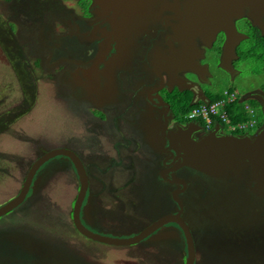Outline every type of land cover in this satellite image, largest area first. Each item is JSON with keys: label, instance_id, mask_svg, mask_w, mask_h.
<instances>
[{"label": "flooded vegetation", "instance_id": "flooded-vegetation-1", "mask_svg": "<svg viewBox=\"0 0 264 264\" xmlns=\"http://www.w3.org/2000/svg\"><path fill=\"white\" fill-rule=\"evenodd\" d=\"M40 1L42 9L46 5V14L57 17L60 22V47L64 48V59L70 70L66 71L63 85L73 91L72 100L82 103V111L90 116L85 124L80 121V125L88 129L93 146L80 141V136L71 135L73 138L54 148L39 146L35 158L15 171H10L5 164L7 160L0 157V163H4L0 166V179L8 181L6 186L11 183V190H15L0 207L19 195L30 167L39 157L62 149L78 157L87 175V190L79 212L83 227L96 234L118 238L133 237L148 228L153 231L130 245H109L82 235L72 219L80 182L66 155L47 159L35 171L21 203L0 219L13 214L18 215L17 220L25 221L30 216L29 209L43 210L50 200L48 181L70 167L76 179L69 212L70 228L92 241L93 249L96 246L102 251L138 247L144 257L157 259L141 264H186L187 228L193 241L192 264H264V196L251 190L253 184L247 185L248 177L245 181L232 175L215 177L184 164L182 153L171 141L178 127L188 131L191 124L198 126L200 129L190 132L194 140L212 130L207 129L201 119L187 120L182 111L187 103L194 106L219 95L221 87L215 88L217 81L239 90L245 87L246 93L242 95L245 99L248 97L247 100L257 94L264 95L262 74L252 77L254 82L243 83L242 72L252 61L245 58L244 53L254 47L253 38L258 32L264 36L246 16L248 9L242 18L234 19L237 31L248 38L236 45L229 58V71L221 67L226 41L223 32L216 33L212 40L195 39L190 58L201 66V78L175 64L186 48L177 30L186 18L184 12H165L144 26L117 30L115 23L119 17L93 0ZM246 41L249 45L245 47ZM178 80H181L182 90L176 84ZM65 103L70 108L68 102ZM89 159L93 161L91 167H95L96 174L89 168ZM56 164L59 166L54 174L48 175L50 166ZM93 177L96 184H92ZM13 215L5 221L12 223L8 224L10 237L15 229L40 237L37 224L31 220L26 225L14 226L17 221L12 219ZM162 219L165 221L161 225L151 228ZM1 220L0 223L4 222ZM4 235L0 231V246H5L9 240L3 239ZM24 237L15 238L16 242ZM171 240V245L161 243ZM149 244L154 250H148L153 252L149 253L152 256L141 249ZM25 246L30 250L36 247L29 243ZM227 251L231 257L224 254H228ZM31 260L40 262L35 258Z\"/></svg>", "mask_w": 264, "mask_h": 264}, {"label": "rangeland", "instance_id": "rangeland-1", "mask_svg": "<svg viewBox=\"0 0 264 264\" xmlns=\"http://www.w3.org/2000/svg\"><path fill=\"white\" fill-rule=\"evenodd\" d=\"M40 2L42 1H0V157L7 160L5 164H8L6 166L10 171L19 170L29 160H33L39 146L54 148L73 138L71 135L80 136V141L93 146L90 134L87 135L88 129H82L80 125V121L85 124L90 116L82 111V103L77 104L72 100L73 91L63 85L67 78L66 71L70 70L64 59V48L60 47V22L57 17H49L44 9L46 5L42 9ZM54 5L59 7L58 3ZM248 45L249 41H246L245 47ZM251 60L242 72L245 84L254 82L256 74H262L264 80V73L257 71L262 68L264 59ZM217 87H221L218 90L221 97L224 90L231 92L235 86L229 87L217 81L215 88ZM244 88H240V91L238 88L240 95L246 93ZM211 92L207 94L210 96ZM217 96L214 95L211 99ZM65 102H68L70 108ZM259 109V120L264 121L261 108ZM255 132L256 129L249 133ZM86 154L89 156L88 151ZM87 162L90 170L96 174L95 167H91L93 161L89 159ZM3 165L4 163H0V166ZM58 166L51 165L48 175L54 174ZM5 182L8 183L0 179V204L15 194V190H11V183L6 186ZM48 183L50 200L43 210L38 211V207L29 209L27 214L30 216L25 221H20L21 218L17 220L18 215L13 214L0 219L4 221L0 223V231L5 233L3 239H9L5 246H0V264H37L31 260L33 258L40 261L38 264H141L157 260L144 257L138 247L104 248L102 251V248L96 246L93 249L92 241L85 240L70 228V204L76 185L72 168L65 167V170L54 174ZM93 183H97L94 177ZM36 204L38 203L34 205ZM12 215V219L17 221L14 226L26 225L32 220L38 226L36 231L40 233V237L29 233L26 235L20 229H15L13 237H10L8 224L12 223L5 221ZM20 236L25 237L16 242L15 238ZM10 238L15 239L11 240L16 244ZM171 242L172 240L161 243L167 246ZM26 243L36 247L30 250L25 246ZM141 249L149 256L154 252L151 244ZM149 249L153 252H149ZM227 253L224 254L229 256L228 251Z\"/></svg>", "mask_w": 264, "mask_h": 264}, {"label": "water", "instance_id": "water-1", "mask_svg": "<svg viewBox=\"0 0 264 264\" xmlns=\"http://www.w3.org/2000/svg\"><path fill=\"white\" fill-rule=\"evenodd\" d=\"M96 4L112 10L119 21L116 22L117 30L121 28H134L144 26L150 19H155L165 12H184V22L177 26L178 34L184 39L185 49L178 58V66L188 69L191 73L202 78V69L198 63L193 62L196 38L212 40L216 33L223 32L226 36L224 55L221 67L230 70L228 63L234 53V49L240 41L248 38L247 35L237 31L234 19H240L245 15L252 21L253 26L258 27L264 34V0H93ZM182 10V11H181ZM159 18V17H158ZM157 18V19H158ZM179 39L181 40V38ZM207 40V41H208ZM205 70V67H202ZM179 90L183 85L181 80L176 82ZM193 89V88H190ZM258 100L264 116V95H254ZM200 129L195 124L189 126L188 131L178 127L171 141L178 152H181L183 163L191 167L215 176L227 177L232 175L238 180L245 181L247 185L253 184L251 190L264 196V121L262 126L252 135H227L220 133V127L215 128L198 140L191 138L190 132ZM187 133V135H186ZM57 155H66L72 161L80 182V190L73 206L72 219L78 231L87 238L109 244L130 245L145 239L153 229L141 232L139 235L129 238L109 237L93 233L83 227L80 221V207L87 190V175L83 164L78 157L70 151L54 149L39 157L30 167L24 186L19 195L0 207V217L14 209L24 199L31 179L35 171L49 158ZM39 180V179H38ZM163 220L154 224L151 228L161 225ZM179 224L182 225L178 220ZM185 226L182 225V228ZM186 228V227H185ZM188 258L186 264L193 262V241L188 229H185Z\"/></svg>", "mask_w": 264, "mask_h": 264}, {"label": "built area", "instance_id": "built-area-1", "mask_svg": "<svg viewBox=\"0 0 264 264\" xmlns=\"http://www.w3.org/2000/svg\"><path fill=\"white\" fill-rule=\"evenodd\" d=\"M238 101L237 91H224L223 96L214 100H202L194 105L187 113V120L201 119L207 129L218 123L226 132H249L258 127V114L255 108L245 105L246 119L234 122L229 117L228 106Z\"/></svg>", "mask_w": 264, "mask_h": 264}, {"label": "trees", "instance_id": "trees-1", "mask_svg": "<svg viewBox=\"0 0 264 264\" xmlns=\"http://www.w3.org/2000/svg\"><path fill=\"white\" fill-rule=\"evenodd\" d=\"M0 1L8 2L10 0H0ZM253 40H254L253 41L254 42V47H252L251 49L248 48L247 51H245V53H244V57L247 58V59L255 58L256 60H263L264 59V36H261L260 32H258L257 36L255 38H253ZM257 71L264 73V63L262 65V68L257 69ZM262 86H263V89H264V82H263ZM219 97H220V95H218L215 99H217ZM247 102H249L251 104V106L256 108L257 114H258V117H259V112H260L259 103L257 101H255V100H253V99H251V100L249 99V100H247ZM192 107H193V105H190V104L187 103L184 106L182 114L186 115L190 111V109ZM227 109L229 111L230 118L233 121H235V122H239L242 119L244 120L246 118V111H244L243 103L235 102V103L231 104V106H228ZM259 118H258V123H259V125H262L263 119L259 120Z\"/></svg>", "mask_w": 264, "mask_h": 264}, {"label": "clouds", "instance_id": "clouds-1", "mask_svg": "<svg viewBox=\"0 0 264 264\" xmlns=\"http://www.w3.org/2000/svg\"><path fill=\"white\" fill-rule=\"evenodd\" d=\"M225 91V90H224ZM227 91V90H226ZM232 91H237L238 92V97L240 96V90L238 91V89H235V88H233V90ZM224 93V92H223ZM222 97V96H221ZM220 98V97H219ZM211 100H213V99H211ZM251 100V99H250ZM236 102H238V101H236ZM240 103V102H239ZM247 104H249L250 106H251V104L248 102ZM245 105L246 104H243V106L245 107ZM260 105V104H259ZM251 107H253V106H251ZM254 108V107H253ZM255 110H256V108H255ZM244 111H245V108H244ZM257 111V110H256ZM187 115V114H186ZM246 116H247V114H246ZM230 117V116H229ZM259 118V117H258ZM246 119V118H245ZM232 120V119H231ZM243 120V119H242ZM235 122V121H234ZM263 124V123H262ZM205 126V125H204ZM215 126H219L220 127V133L221 134H227V135H235V136H242V135H252V134H250L249 132H246V131H243L241 134H235L234 132H226L225 130H224V128H223V126H222V123H218V124H216ZM215 126L214 127H212L211 129L213 130L214 128H215ZM262 125H258V127L257 128H255L256 129V131L261 127ZM254 134V133H253Z\"/></svg>", "mask_w": 264, "mask_h": 264}, {"label": "bare ground", "instance_id": "bare-ground-1", "mask_svg": "<svg viewBox=\"0 0 264 264\" xmlns=\"http://www.w3.org/2000/svg\"><path fill=\"white\" fill-rule=\"evenodd\" d=\"M247 98H248V97H247ZM247 98L245 99V98H243V95H240V96L238 97V102L243 103V104H247V103H248V102H247ZM252 99L258 102L257 99H255V98H252ZM213 100H214V99H213Z\"/></svg>", "mask_w": 264, "mask_h": 264}]
</instances>
